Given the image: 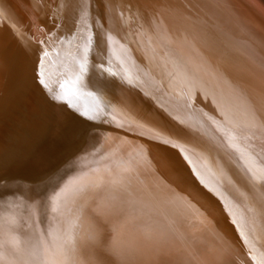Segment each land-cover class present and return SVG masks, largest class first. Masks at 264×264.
Listing matches in <instances>:
<instances>
[{
  "label": "rangeland",
  "instance_id": "374dc122",
  "mask_svg": "<svg viewBox=\"0 0 264 264\" xmlns=\"http://www.w3.org/2000/svg\"><path fill=\"white\" fill-rule=\"evenodd\" d=\"M70 1L61 0V5L65 7ZM72 1L75 3L68 22L76 34H82L79 37L82 44L71 42L73 53L74 51L76 53L74 56H67L66 65L71 66L70 71L64 74L62 71L58 73V70L54 72L52 70L51 78L46 82L47 97L50 98L48 101L51 103L49 107L54 109L60 122H56L55 127L53 126L50 130L52 133L45 135L41 143L61 142L67 138L68 132L70 133L74 128L77 129L78 122L76 119L80 117L81 113L77 111L76 104L77 102L84 103L89 110L93 111L95 114H93V118L96 120V127L93 126L94 129L87 136L88 145L86 146V149L95 151V156L93 155V158L90 157L91 159L86 161V164H90L94 169L82 170L81 162L75 172L78 173L77 177L85 176L84 174L88 173L90 176L93 175L91 178L98 176L96 179L100 178L99 175L102 174L100 179L102 184L99 185V188L108 191L109 202L102 203L99 210L100 214L107 212V209L111 207V202L115 205L122 204L121 200L117 198L115 189L133 185L159 193L157 200L156 198L155 200L149 198L146 194L143 197L147 198L151 209L153 208L161 219L167 221L169 228H174V232L179 236L177 237V239L179 238L178 243L182 241L184 244L194 245L192 239L196 236L198 237L196 243L201 241L206 243L212 237L227 243L229 241L225 237L234 232V226L247 228L253 234L254 239L259 238L264 243V185L255 181L256 179L250 178V175L258 172L260 162L264 160V112L253 107L250 108L247 104L248 101H244V96L250 99L252 96L247 92L240 91L229 93V95L222 92H210L211 95H209L202 90L196 91V84L192 82L194 79L191 81V78L177 68V64L169 61L168 58L164 59L161 55L154 56L157 49L154 46L155 38L150 24L151 21L154 24L155 20L153 19V9L150 6L140 4L135 0L132 2L125 0L127 7H123L121 4L111 5L113 3H108L112 8L108 10L99 3L100 10L103 11L95 17L90 15L93 22L86 20L89 24L86 22L85 26L82 25L83 28L76 30L79 25L81 26V21H85L83 16H80L82 5L89 6L91 3L90 0ZM133 5H137L136 8H133ZM145 6L148 8L145 9ZM129 9L132 14L126 12ZM145 10L149 13L145 14ZM133 18L139 21L135 19L136 23H133ZM43 20L44 16H41V22ZM149 20L150 22H148ZM30 25L32 26V24ZM121 36H124L130 45L133 40L137 41L136 44L132 45L136 49L128 46L125 48L126 50L120 49ZM88 42L90 48L87 51L85 49L88 47ZM92 45L95 46L92 47ZM93 48L97 51L94 57ZM77 53L78 55H76ZM141 60L144 61L145 65L138 70L136 66ZM96 62L99 64L100 71L98 72L101 76L94 74ZM66 65L65 67H67ZM101 78L103 81L110 82V86L114 89L112 90L113 94L108 91H100L97 94L94 91L97 80ZM53 80L54 82H52ZM56 80L58 85H56ZM124 85L125 87L128 86L129 89L126 90L127 94H121L122 101L120 99V102L128 98L130 104L128 103L127 106L129 107L127 108L138 110L145 103L151 102L154 108L156 106L158 110L154 113L162 115L167 113L168 116H165L162 125L156 124L158 127L155 128L150 126L147 128L148 123L146 122H140L136 126L130 124V127L134 128V133L129 135V139L138 138L139 140L142 134L145 135L141 137L143 141H139L140 144L131 143L134 146L130 145L128 148V145L127 149L126 146H121L122 149L126 150L123 162H121L113 154L109 155L108 151L102 154V149L96 147L103 144L105 132H112L117 140L125 138L129 134L124 124L126 116L113 110L115 94L118 95V91ZM48 87L55 89L50 91ZM206 89L207 92L210 91L208 88ZM48 93L52 95L48 96ZM101 106L108 115L113 112V115L119 114L117 116L121 118L122 122L113 126L108 115L105 118L96 116L97 108ZM121 108L122 111H127L125 106ZM46 113L43 111L34 118L30 124V126L32 125L31 131L24 134L26 129L20 128L16 133L15 137H21L23 145H30L29 142L33 141V134L30 133L33 128L44 126L45 123L41 120H44ZM30 121L31 119H28V122ZM180 121L182 122L180 123ZM177 122L184 126L178 125ZM26 124L28 125V123ZM67 126L69 129L66 128ZM183 133H186V136ZM180 139L187 145L182 143L183 146L180 145ZM63 143L66 144L67 141ZM1 145L7 146L4 143ZM171 147L177 148L176 150L181 154L187 167H192L200 174L205 182L203 185L204 183L200 180L199 184L203 187H200L201 190L198 187L194 188L184 164H181L179 169L173 162L172 158L176 154L170 150ZM175 159L178 161V158ZM67 173L66 170L64 174ZM181 183L183 185H180ZM212 191L215 193L213 194ZM94 197H86L85 200L88 199L89 201ZM191 198L193 200H190ZM199 198L200 204V201L196 200ZM59 200H57V208L54 216H52L54 219L51 220L49 228L48 245L44 246V251L37 249L36 257L35 253L33 255L31 252L30 262L26 257L27 264H48V262L51 264V261L52 264H64L72 249L79 263L81 261L86 264L112 263V260L119 262L120 259L126 257V261L129 260L130 264H150L151 254L158 252L160 253L159 264H177L163 256L166 253L164 251L166 244L164 245L159 241L163 235H159L157 238L159 245H153L152 248L154 246L155 248L150 249L147 247L148 240L136 232L150 226L151 220L139 219L130 211L122 212L119 207L122 205H117L109 217L110 219L106 221L86 220L82 216L83 203L81 200L72 205L70 214L64 212ZM195 201L198 202L195 203ZM135 203L133 201L127 202L131 207L137 206ZM190 203H193L191 204L192 207L189 205ZM245 207L248 208L245 209ZM171 213L172 215H170ZM66 214L81 221L79 222L81 224L72 226L74 231L76 229L78 231L77 225H83L82 229L68 235L66 225L61 220ZM58 224L60 228H58ZM28 232L29 235L36 234L31 228H28ZM212 233H216V236H213ZM168 243L174 244L175 242L170 241ZM49 249L50 253L56 249V262L49 256ZM25 252L20 253L25 256ZM31 256L34 257L30 258Z\"/></svg>",
  "mask_w": 264,
  "mask_h": 264
},
{
  "label": "bare ground",
  "instance_id": "6f19581e",
  "mask_svg": "<svg viewBox=\"0 0 264 264\" xmlns=\"http://www.w3.org/2000/svg\"><path fill=\"white\" fill-rule=\"evenodd\" d=\"M71 1L63 7L61 0H0V264H27V259L29 262L31 261L29 259L31 252L32 254L35 253L36 257L37 249L44 251V246L48 245L50 239L49 228L51 220L54 219L52 216L55 214L56 203L59 199L64 212H69V214L72 205L81 200L83 203L82 216L86 220L106 221L110 219L109 217L117 205H122V207L119 206L122 212L130 211L139 219L151 220L150 226L136 232L148 240L147 247L150 249L153 245H159L157 238L159 235H163L159 240L164 245L166 244L164 250L166 253L163 256L173 263L259 264L260 256L264 253V243L259 238L254 239L253 234L245 227L237 228L234 226V232L225 237L229 241L227 243L213 237L206 243H202V241L196 243L197 236L192 239L194 245L184 244L182 241L178 243L179 238L177 239V237L179 236L174 232V228H169L167 221L161 219L156 211L151 209L147 198L143 197L146 194L149 198L153 200L156 198L157 200L159 193L150 189L144 190L133 185L115 189L117 198L121 200L122 204L115 205L111 202V207L107 209V212L100 214L99 210L102 203L108 201L107 196L109 195L108 191L99 188V185L102 184L100 181L102 174L99 175L100 178L96 179L98 176L91 178L93 175L90 176L88 173L84 174L85 176L77 177L78 173L75 172L81 162L82 170L94 169L90 164H86V161L95 156V151L86 149V146L88 145L87 136L94 129L93 126L96 127V120L93 118V111L89 110L84 103L77 102L76 104L77 111L81 113L80 117L76 119L78 122L77 129L74 128L70 133L68 132L67 138L61 142L41 143L45 135H50V130L53 126L55 127L59 120L54 109L49 107L51 103L48 101L50 98L47 97L46 82L51 78L52 70L53 72L58 70V73L62 71L64 74L70 71L71 66L66 65L67 56L75 55L76 52L73 53L72 50L73 44H82L79 40L82 34H76L68 22L75 3ZM130 1L132 2V0ZM89 2H87L89 6L82 5L80 9V16H83L85 21H81V26L79 25L76 30L80 29L82 25L85 26L86 20L93 22L90 15L95 17L103 11L100 10L99 3L108 10L112 9L108 3H113L111 5L121 4V6L127 7L125 0H90ZM135 2L150 6L153 9L155 23L152 24L151 21L150 25L155 38L154 46L157 49L154 56L161 55L164 59L168 58L169 61L177 64V68L191 78V81L194 79L192 82L196 84V91L202 90L209 95H211L210 92H222L225 95L239 91L247 92L252 96V99L244 96V101H248L247 104L250 108L253 107L264 112V75L251 73L246 65V67L240 66L241 64H238L237 61L230 59L218 49L219 47L213 45V40L210 41L207 35L221 32V28L215 25L223 24L225 27L222 28H225L226 31L237 32L247 39L249 31L256 27L258 20L263 19L261 15H264V0H135ZM135 6L133 5V8ZM146 8L148 7L145 6ZM126 12L132 14L130 9ZM147 13L149 12L145 10V14ZM41 16H44L43 22H41ZM148 16L151 17V15ZM135 19L133 18L131 21L136 23L137 19ZM90 27L92 28V25ZM120 38V49L126 50L127 46L136 49L132 45L136 44L137 41L133 40L130 45L124 36ZM73 39H76V42H73ZM249 39L250 44L264 57V46L260 43L257 44V41L253 39ZM94 46L92 45V47ZM89 48L90 43L85 50L88 51ZM92 50L94 57L97 51L94 48ZM143 65L145 63L141 60L136 68L139 70ZM95 66L94 74L101 76L98 72L100 68L97 62ZM41 80L44 81V84L40 83ZM127 87L124 85L119 91L116 89L119 97L116 94L115 98L113 96L115 101L113 110L126 116L124 124L129 134L125 138L117 140L112 132H105L103 144L96 147L102 149V154L108 151L109 155L113 154L121 162H123L126 153V150L122 149L121 146H126L127 149L128 145L130 148V145L140 144L139 141H143L141 137L145 135L142 134L139 140L138 138L129 139V135L134 133V128H131L130 124L136 126L140 122H146L148 123L147 128L149 126L155 128L158 127V124L162 125L165 116H168L167 113L165 115L154 113L158 110L156 106L154 108L151 102L145 103L138 110L127 108L129 107L127 106L128 103L130 104L128 98L120 102V99L122 101L121 94H127L126 90L129 89ZM206 88L210 91L207 92ZM51 89L55 88L52 87ZM51 89L49 88L50 91ZM112 90L114 89L110 86V82L103 81L102 78L97 80V85L94 87L97 94L100 91H108L113 94ZM49 95L52 94L48 93ZM122 106H125L127 111H122ZM97 109L96 116L105 118L108 115L103 111L102 106ZM43 111L47 112L44 120H41L45 123L44 126L33 128L30 132L33 134V143L29 142L30 145H23L21 137H15L16 133L20 128L26 129L24 134L31 131L32 125L30 126V124ZM113 113H110L108 118L113 126H117L122 120L117 116L119 114L113 115ZM25 118L27 119L24 120ZM28 119L31 121L28 122ZM177 123L184 126L179 122ZM167 129L169 128L167 127ZM183 134L186 136V133ZM64 141L67 143L64 144ZM180 141V145H187L181 139ZM2 143L7 144V146L1 145ZM174 143L176 144L175 141ZM97 149L94 148V150ZM66 170L68 173L65 175ZM83 178L85 179L83 180ZM250 178L256 179L255 181L264 185V169L260 168L257 173L250 175ZM91 196H95L94 199L85 200L86 197L90 198ZM196 200L200 201V198ZM129 201L136 202L137 206L131 207L127 204ZM193 203L189 205L192 207L191 204ZM61 220L66 225L68 235L82 229L83 225H77L78 231L77 229L73 230L74 227L72 228V226L81 222L75 220L74 216L71 217L66 214ZM57 226L60 228L59 224ZM28 228H31L36 234L29 235ZM212 235L216 236V233H212ZM122 237L124 238V235ZM168 240L175 243H168L170 242ZM119 241L122 243L121 240ZM27 250L30 252H25ZM72 250L64 264H86L83 261L77 262L75 252ZM23 251L25 256L20 253ZM151 255L150 264H159L160 253L153 252ZM49 256L56 262V249H53ZM128 261L125 257L120 259V263L118 260L116 262L112 260V263L105 262L104 264H130Z\"/></svg>",
  "mask_w": 264,
  "mask_h": 264
},
{
  "label": "water",
  "instance_id": "95a60500",
  "mask_svg": "<svg viewBox=\"0 0 264 264\" xmlns=\"http://www.w3.org/2000/svg\"><path fill=\"white\" fill-rule=\"evenodd\" d=\"M263 19L258 20V24H256V27L253 28V30L249 31V35H247V39L243 35H239L237 32H230L226 31L223 24H216L215 26L221 28V32L217 33H211L209 36V40H213V45L216 47H219L220 51L227 55L230 59L237 61L238 64H241L240 66H247L252 73H259L264 75V57L260 54V52L253 47L250 42L248 41L253 39L257 41V44H261L264 46V15L262 14ZM228 29V28H227ZM242 34V33H241ZM245 66V67H246ZM133 76V75H132ZM132 78V77H131ZM134 80V79H133ZM136 82V80H134ZM177 148L171 147L170 150L174 151V153L177 155H174L172 158L173 162L176 163V166L180 169V165L184 164L186 168L187 175L189 176L194 188L198 187L199 190H201L200 187V180L204 183L202 180L200 174L193 170L192 167H187L182 160L181 154L176 150ZM178 158V161H176ZM175 159V160H174Z\"/></svg>",
  "mask_w": 264,
  "mask_h": 264
},
{
  "label": "snow or ice",
  "instance_id": "6c2138e0",
  "mask_svg": "<svg viewBox=\"0 0 264 264\" xmlns=\"http://www.w3.org/2000/svg\"><path fill=\"white\" fill-rule=\"evenodd\" d=\"M40 83H41V84H44V81L41 80ZM259 167H260L261 169H264V160H262V161L260 162ZM259 264H264V253H262L261 256H260Z\"/></svg>",
  "mask_w": 264,
  "mask_h": 264
}]
</instances>
